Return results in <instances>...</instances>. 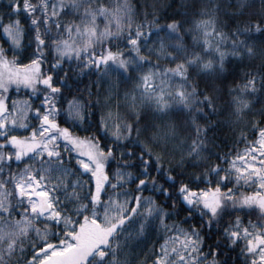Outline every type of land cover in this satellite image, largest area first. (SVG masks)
I'll use <instances>...</instances> for the list:
<instances>
[{
    "label": "snow or ice",
    "instance_id": "snow-or-ice-1",
    "mask_svg": "<svg viewBox=\"0 0 264 264\" xmlns=\"http://www.w3.org/2000/svg\"><path fill=\"white\" fill-rule=\"evenodd\" d=\"M0 264H264V0H0Z\"/></svg>",
    "mask_w": 264,
    "mask_h": 264
}]
</instances>
